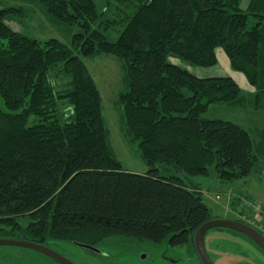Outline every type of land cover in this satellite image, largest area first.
I'll return each mask as SVG.
<instances>
[{
	"label": "trees",
	"instance_id": "16d2710c",
	"mask_svg": "<svg viewBox=\"0 0 264 264\" xmlns=\"http://www.w3.org/2000/svg\"><path fill=\"white\" fill-rule=\"evenodd\" d=\"M53 22L76 27L70 45L23 35L0 10V222L17 218L61 239L131 236L180 245L214 216L200 185L181 174L223 181L248 176L261 139L238 123L202 114L214 103L247 101L228 75L199 77L186 65H230L254 85L264 109V0H37ZM113 4L123 15L108 18ZM120 10V9H119ZM254 18L249 27L250 17ZM121 26L116 38L108 27ZM124 62L118 95L126 132L149 166L123 169L83 58ZM245 101V102H246Z\"/></svg>",
	"mask_w": 264,
	"mask_h": 264
},
{
	"label": "rangeland",
	"instance_id": "374dc122",
	"mask_svg": "<svg viewBox=\"0 0 264 264\" xmlns=\"http://www.w3.org/2000/svg\"><path fill=\"white\" fill-rule=\"evenodd\" d=\"M99 8L107 6V0H95ZM113 1V0H112ZM16 7L18 10L6 17V24L15 31L23 35L45 40L49 37H55L67 45H70L71 36L77 30L76 27H69L65 24L57 25L52 21L50 15L45 9V6L37 0H0V10L2 8ZM120 9V10H119ZM117 8L113 4L112 12L108 14V18L123 15V8ZM254 21L251 16L248 26L250 27ZM108 33L111 38H116L120 31L119 24H113L108 27ZM216 63L210 66L186 65L177 57H170V61L181 66L188 67L192 73L197 76L210 75H233L238 81L247 101H239L234 103H214L202 114L204 118H221L238 123L245 129L251 131L255 139H261L262 136L257 135L256 129L264 130V109L255 108L254 101V85L251 84L245 75L234 69L229 62V58L221 46L215 48ZM223 56L227 59L223 61ZM83 60L86 63L88 71L94 80V83L99 90L102 100V116L105 126L108 129L112 148L121 162L123 169L133 172L144 173L149 166L141 157L138 150V141L132 140V137L126 132L124 124V116L122 106L119 104L118 95L121 91L127 88L125 83L124 62L114 55L107 53H98L96 55L85 57ZM229 66V69H225ZM242 76V77H240ZM182 178L188 184L200 185V191L203 195V201L210 208L214 218L227 217L234 218L245 223H251L254 226H261L264 230V205L262 199L259 201L255 197L264 195V155L253 167L248 176L235 179L232 181H223L218 179L214 174L209 176H188L181 174ZM259 202L262 214H255V203ZM264 202V200H263ZM258 216V218L256 217ZM257 218L259 220H254ZM24 222L28 219L24 218ZM263 224V225H262ZM219 232V256L215 251L210 250L212 244L207 242V248L210 250V255L216 264H237L231 257L238 255L239 252L253 253L250 254V264H264V252L254 244L247 236L237 230L228 227L213 228L209 231ZM218 232L216 234H218ZM131 237V236H129ZM135 241H149L143 238L131 237ZM210 238L211 236H207ZM228 241L227 244H224ZM158 247L167 248L168 255L172 258H177L179 261L172 264H201L198 257H189L182 246L168 247L166 240ZM227 251V252H223ZM231 252V253H228ZM233 253V254H232ZM232 254V256H231ZM231 256V257H230ZM160 261V260H159ZM149 264V263H145ZM160 264H163L160 261ZM240 264H245L240 263Z\"/></svg>",
	"mask_w": 264,
	"mask_h": 264
},
{
	"label": "flooded vegetation",
	"instance_id": "af4514ba",
	"mask_svg": "<svg viewBox=\"0 0 264 264\" xmlns=\"http://www.w3.org/2000/svg\"><path fill=\"white\" fill-rule=\"evenodd\" d=\"M24 221L23 218H17L9 224L0 222V239L28 241L41 245L43 249L17 244L0 243V264H67L65 261H69L72 264H160V261H162L163 264H172L179 261V259L172 258L167 254V248L158 247L162 243L135 241L129 236L121 235L61 239L38 233L36 228ZM213 228H209L205 232L203 242L212 264H216L210 255V250L215 251L219 256V241H222L223 238L219 239L218 230L209 231ZM252 228L264 236L261 230L256 227ZM195 231L191 239L176 246L184 247L185 251L190 254L189 257L185 258L186 260L198 257L201 264H204L195 246ZM217 232L218 234H216ZM243 234L264 252V249L253 238L245 233ZM208 235L211 236V239L206 238ZM206 240H209L208 243L212 244L210 250L207 248ZM166 241L170 249L175 246L170 244L168 240ZM227 243L228 241L224 244ZM250 254L239 252L237 256L234 255L230 257L235 260L237 264L243 262L245 264H250ZM63 259L66 260L64 261Z\"/></svg>",
	"mask_w": 264,
	"mask_h": 264
},
{
	"label": "water",
	"instance_id": "95a60500",
	"mask_svg": "<svg viewBox=\"0 0 264 264\" xmlns=\"http://www.w3.org/2000/svg\"><path fill=\"white\" fill-rule=\"evenodd\" d=\"M213 227H228L243 232L248 236H250L251 238H253L264 249V236L261 233H259L257 230L252 228L251 226L233 218H227V217L211 218L205 223H203L194 233L195 246L199 257L204 264H212V261L205 249L203 236L209 228H213ZM0 243L17 244V245L30 246L36 249H43L41 245L31 243L28 241L18 240V239L17 240L0 239ZM65 262L67 264H72L69 261H65Z\"/></svg>",
	"mask_w": 264,
	"mask_h": 264
},
{
	"label": "crops",
	"instance_id": "0c3cea01",
	"mask_svg": "<svg viewBox=\"0 0 264 264\" xmlns=\"http://www.w3.org/2000/svg\"><path fill=\"white\" fill-rule=\"evenodd\" d=\"M248 1L249 0H242V2H241V7L242 8H246V5H247V3H248ZM227 58L226 57H224L223 56V61H225ZM189 69V68H188ZM226 69H229V66L227 65L226 66V64H225V69L224 70H226ZM192 72V71H191ZM193 74H195L194 72H193ZM196 75V74H195ZM223 74H220V75H217V76H222ZM197 76V75H196ZM229 76V75H228ZM199 77H210V75H200L199 74ZM230 77H232L236 82H238L234 77H233V75H231ZM240 77H242V76H240ZM257 200H261L262 199V204L264 205V202H263V200H264V195H262L261 197H255Z\"/></svg>",
	"mask_w": 264,
	"mask_h": 264
},
{
	"label": "built area",
	"instance_id": "2783aa9c",
	"mask_svg": "<svg viewBox=\"0 0 264 264\" xmlns=\"http://www.w3.org/2000/svg\"><path fill=\"white\" fill-rule=\"evenodd\" d=\"M247 203H255V205H253V207L255 208V214L256 215H258V216H263V215H260V214H262V211H261V208H260V203L259 202H247ZM258 216H256L257 218H258ZM257 218H254V220H259V219H257ZM248 224H250L251 226H253V227H256V228H258L259 230H261L263 233H264V230L262 229V227L261 226H254V225H252L251 223H248ZM263 225V224H262ZM264 226V225H263Z\"/></svg>",
	"mask_w": 264,
	"mask_h": 264
}]
</instances>
